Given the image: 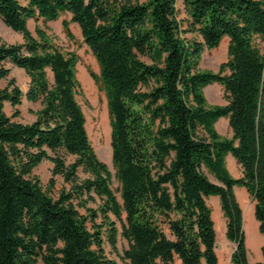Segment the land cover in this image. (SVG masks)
I'll return each instance as SVG.
<instances>
[{
  "label": "trees",
  "instance_id": "obj_1",
  "mask_svg": "<svg viewBox=\"0 0 264 264\" xmlns=\"http://www.w3.org/2000/svg\"><path fill=\"white\" fill-rule=\"evenodd\" d=\"M181 1L184 20L177 0H0V19L23 38L0 39V264H117L103 247L116 252L117 223L127 264H218L211 197L234 245L231 264H249L235 188L264 236V54L255 44L264 39V0ZM64 14L65 36L72 40L69 24L77 25L99 69L90 77L106 99L119 197L86 131L75 54L45 29H28L29 20ZM225 39L226 61L201 71L204 50ZM7 64L28 77L25 92ZM212 84L224 105H208ZM23 98L40 105L31 123L14 120ZM222 118L230 138L215 129ZM44 161L52 164L45 190L33 174ZM56 177L67 187L53 196ZM260 254L256 264L264 245Z\"/></svg>",
  "mask_w": 264,
  "mask_h": 264
},
{
  "label": "rangeland",
  "instance_id": "obj_2",
  "mask_svg": "<svg viewBox=\"0 0 264 264\" xmlns=\"http://www.w3.org/2000/svg\"><path fill=\"white\" fill-rule=\"evenodd\" d=\"M177 11L179 19H186V13L181 0H177ZM70 21V15L64 14L58 20L54 22L43 23L42 21L30 20L28 22V29L34 35L36 27L45 29L47 34L53 37L55 44L66 54L73 53L77 58L76 64V77L80 84V93L77 95V101L84 113L86 119V131L91 142V145L99 158L105 163L112 173V190L116 196L119 197L118 183L114 177V169L111 161V146H110V126L109 118L106 107V99L99 84L90 77V73L99 75V69L92 54L82 41L79 29L77 25L70 23L69 30L73 36L72 40H69L63 31L62 22ZM186 37H191L190 34ZM0 39L8 44H21L22 39L18 37L11 29L7 28L0 19ZM256 46L259 48L262 54H264V39H256ZM227 59V40H223L220 46L214 50H204L202 60L200 63L201 71L217 72L221 63ZM7 68H11L8 79H14L16 85L25 92L28 86V77L26 74L12 67L10 64L6 65ZM51 79V75L49 74ZM7 85V80L0 82V88H4ZM204 95L208 105H224L223 89L218 84H212L204 89ZM39 104L28 103L24 98L22 105L19 107L20 117L14 119L15 121L22 123H31L35 121L36 117L34 113L39 110ZM5 113L10 116L12 108L9 105L5 107ZM217 121L215 129L222 137L230 138L231 131L228 127L227 121ZM73 158L68 157L67 162H70ZM226 167L233 178H239L240 168L236 162L228 156L226 158ZM52 164L49 161L42 162L33 172V174L39 178L42 188L45 190L48 186L49 179L51 177ZM81 175V174H80ZM210 180H215L210 177ZM67 187L63 183L61 177L55 178L54 188L51 190V194L56 196L61 188ZM235 194L240 204L242 212H244V232L246 240V247L248 249V261L249 264H256L261 261L260 248L264 245V236L260 235L258 231V224L253 216V204L249 199L246 192L241 188H235ZM207 204L212 211V217L214 227L216 231V254L218 257V264H231V254L234 249V245L227 241L225 237V219L220 211L218 199L211 197L207 200ZM90 207H95L90 204ZM246 214V215H245ZM119 230L116 252L111 249L108 242L105 240L103 245L105 254L108 258L114 260L117 264H127V261L122 259L123 252L127 249V242L121 236V226L117 223Z\"/></svg>",
  "mask_w": 264,
  "mask_h": 264
},
{
  "label": "crops",
  "instance_id": "obj_3",
  "mask_svg": "<svg viewBox=\"0 0 264 264\" xmlns=\"http://www.w3.org/2000/svg\"><path fill=\"white\" fill-rule=\"evenodd\" d=\"M30 21V20H29ZM28 21V22H29ZM15 33V32H14ZM15 34H17V33H15ZM18 37H20L21 39H22V41H23V38H22V36L20 35V34H18ZM22 41L20 42V43H22ZM12 66V65H11ZM13 67V66H12ZM15 68V67H14ZM9 69L11 70V68L9 67ZM17 69V68H16ZM19 70V69H18ZM22 71V70H21ZM28 83H29V79H28ZM219 120H223V119H219ZM218 120V121H219ZM226 120V119H225ZM227 121V120H226Z\"/></svg>",
  "mask_w": 264,
  "mask_h": 264
},
{
  "label": "bare ground",
  "instance_id": "obj_4",
  "mask_svg": "<svg viewBox=\"0 0 264 264\" xmlns=\"http://www.w3.org/2000/svg\"><path fill=\"white\" fill-rule=\"evenodd\" d=\"M246 215V214H245Z\"/></svg>",
  "mask_w": 264,
  "mask_h": 264
}]
</instances>
